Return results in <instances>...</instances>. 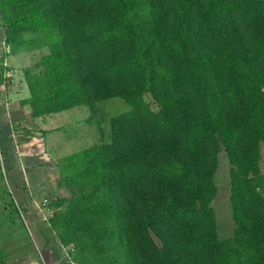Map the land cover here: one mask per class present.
<instances>
[{
  "label": "trees",
  "instance_id": "obj_1",
  "mask_svg": "<svg viewBox=\"0 0 264 264\" xmlns=\"http://www.w3.org/2000/svg\"><path fill=\"white\" fill-rule=\"evenodd\" d=\"M0 19L11 49H48L24 68L32 118L128 106L59 164L49 222L78 264H264V0H0Z\"/></svg>",
  "mask_w": 264,
  "mask_h": 264
},
{
  "label": "rangeland",
  "instance_id": "obj_2",
  "mask_svg": "<svg viewBox=\"0 0 264 264\" xmlns=\"http://www.w3.org/2000/svg\"><path fill=\"white\" fill-rule=\"evenodd\" d=\"M4 29V25H0V44L2 39L5 41ZM33 45L35 44H27L25 48L28 50V47ZM44 50H47L44 46L36 48L40 55L46 52ZM8 78L4 76L6 85L9 83ZM146 98L152 102L154 108L157 107L150 94H147ZM118 100L113 98L102 101L97 112H92L88 106H83L60 111L47 117L46 127L53 132L50 138L57 142V152L63 159L67 154L99 140L103 133L102 128L108 136L111 130V116L128 108ZM100 119H102L101 123L98 121ZM58 128L60 129L57 130ZM4 155V149L0 144V245L8 252L10 264H64L66 261L70 264H78L74 260L71 246L63 248L64 253L58 261L55 253L57 254V250L61 251L60 238L55 241V230L49 222L51 214L53 215L57 210L54 208L50 211L51 201L58 196L69 195V192L65 188L59 193H53L51 190L45 195L36 197V200L28 199L24 194L25 201L22 200L21 193L16 191L15 185L11 182ZM261 155L260 165L264 172V143L261 146ZM218 158L219 166L215 178L218 193L212 206L217 215L218 234L221 238H227L234 233L235 221L230 200L231 165L223 146L220 147ZM46 197L48 199L45 201ZM39 233H42V236ZM45 241L48 244L44 248L42 243ZM50 245L54 246L53 251L49 249Z\"/></svg>",
  "mask_w": 264,
  "mask_h": 264
},
{
  "label": "crops",
  "instance_id": "obj_3",
  "mask_svg": "<svg viewBox=\"0 0 264 264\" xmlns=\"http://www.w3.org/2000/svg\"><path fill=\"white\" fill-rule=\"evenodd\" d=\"M44 52L46 54L48 49ZM44 54L40 55L36 48L11 49L4 39L0 44V144L4 149L11 182L24 201V194L28 199L36 200L47 191L59 193L63 190L55 185L63 157L57 152V142L50 138L53 132L46 127L47 118H32L31 105L24 103L30 97V89L23 69L36 63ZM4 76L9 77L7 85L4 84ZM47 199L44 198L45 201ZM39 235L42 236V233ZM55 236L56 241L59 239L56 232ZM46 244L47 241L42 243V247L45 248ZM59 244L61 251L55 253L58 261L65 247L60 239ZM49 249L53 251L54 246L50 245ZM64 264L70 263L66 261Z\"/></svg>",
  "mask_w": 264,
  "mask_h": 264
},
{
  "label": "built area",
  "instance_id": "obj_4",
  "mask_svg": "<svg viewBox=\"0 0 264 264\" xmlns=\"http://www.w3.org/2000/svg\"><path fill=\"white\" fill-rule=\"evenodd\" d=\"M50 211H53V209H52V210H50ZM51 216H52V214H51Z\"/></svg>",
  "mask_w": 264,
  "mask_h": 264
}]
</instances>
